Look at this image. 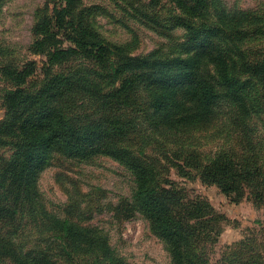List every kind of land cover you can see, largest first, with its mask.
Listing matches in <instances>:
<instances>
[{
	"label": "trees",
	"instance_id": "1",
	"mask_svg": "<svg viewBox=\"0 0 264 264\" xmlns=\"http://www.w3.org/2000/svg\"><path fill=\"white\" fill-rule=\"evenodd\" d=\"M62 1L53 15L38 11L31 52L44 53L49 62L81 52L97 63L100 70L90 72L105 79L107 92L126 71L137 72L136 76L147 75L143 72L159 74L146 87L154 109L150 122L153 131L184 130L192 137L202 128L214 127L217 136L225 130L229 137V146H218L212 156L200 158L202 152L196 147L192 156L180 161L182 151L178 150L171 166L184 175L191 169L198 170L201 180L223 184V192L235 199L247 193L255 205L264 203V146L257 125L264 116V60L254 49L264 36L261 15L253 10L230 9L222 0H171L179 12H170L168 28L180 32L173 38L178 41L164 51L154 48L147 54L129 56L121 53L129 48L127 44L110 43L98 35L87 10L77 20L66 18L73 0ZM159 17L151 15V21L158 26ZM58 33L69 41V46L61 45ZM32 71H18L14 77L17 87L5 91L11 98L12 114L1 122L0 131L22 135L24 139L18 142L16 155L2 177L8 175L12 181L26 183L30 190L37 166L48 153L80 161L108 156L130 171L134 183L132 207L141 212L150 230L163 241L170 264H264L263 227L251 237L226 245L220 257L211 261L208 250L214 238L205 232V224L198 219L189 221L190 217L173 211L171 201L159 198L164 192L166 198L180 202L175 182L158 171L156 164L146 162L141 149L145 140L141 138L137 150L124 131L118 133L117 139L110 138L108 128L99 119L72 122L55 106L65 93L63 79L69 75L55 77L50 84L43 83L38 90L30 91L20 84ZM82 79L80 75L77 80ZM121 135L125 138L119 139ZM0 186L3 188L4 181L0 180ZM191 203L179 204L189 215H207L206 200L193 203L192 209ZM43 218L42 230L50 231L52 240L41 250H27L14 244L10 237L14 230H9V235H0V264L8 257L12 264H138L127 262L98 225L53 214Z\"/></svg>",
	"mask_w": 264,
	"mask_h": 264
},
{
	"label": "rangeland",
	"instance_id": "2",
	"mask_svg": "<svg viewBox=\"0 0 264 264\" xmlns=\"http://www.w3.org/2000/svg\"><path fill=\"white\" fill-rule=\"evenodd\" d=\"M222 1L230 9L253 10L264 19V0ZM62 2L0 0V124L12 114L11 98L5 91L17 87L14 77L18 71L33 69L25 83L20 84L30 91L38 90L43 83L50 84L55 77L69 75L67 80L63 79L66 89L56 109L71 117L74 123H79V119H99L101 125L108 128L110 138L117 139L118 133L124 131L129 141H133L134 149H140L138 144L143 138L141 149L146 162L156 164L158 171L175 182L180 202L190 200L192 209L198 200L207 201L206 216L189 215L180 202L166 198L164 192L159 194L160 199L171 201L173 211L190 217L191 222L198 219L205 224V232L214 238L208 250L211 261L220 257L226 245L251 237L264 228V203L255 205L247 193L235 199L223 192V184L201 180L198 170H188V175H184L171 166L176 151H182L180 161L192 156L191 151L196 147L202 152L200 158L212 156L218 146H229V137L225 136V130L217 136L214 127L202 128L192 137L184 130L175 133L153 131L150 122L154 109L146 87L155 82L159 74L143 72L147 75L136 76L137 72L126 71L107 92L105 79H98L90 72L100 70L97 63L81 52L71 53L56 62H49L44 53L31 52L38 11L42 15H53ZM86 10L88 20L100 37L110 43L128 45L129 48L121 50L124 55L147 54L154 48L164 51L178 41L173 38L180 32L174 33L168 28L170 12H179L171 0H73L66 18L77 20ZM151 15H161L157 20L162 25L152 22ZM50 18L54 21V17ZM57 35L62 46L70 45L61 33ZM260 41L254 49L264 60V36ZM84 67L87 70L84 71ZM80 75H83L81 81L77 80ZM35 117L36 114L32 119ZM257 125L261 128L260 141L264 146V116ZM21 138L22 135L0 131V141L4 140L0 143V180L4 181L3 188L0 186V235H9L7 231L14 230L10 237L17 247L41 250L52 240L51 232L42 230V220L53 214L98 225L108 235L110 244L129 263L170 264L163 241L150 230L141 212L132 207L134 183L123 164L103 155L80 161L56 152L48 153L45 161L37 166L36 178L29 190L26 183L12 181L8 175L2 177L16 155L18 142L24 139ZM124 138L119 136V139ZM125 143L131 145L132 142ZM163 186L168 187V184ZM203 211L201 209L200 214ZM49 247L54 250L55 246ZM4 264H12L11 258L8 257Z\"/></svg>",
	"mask_w": 264,
	"mask_h": 264
}]
</instances>
